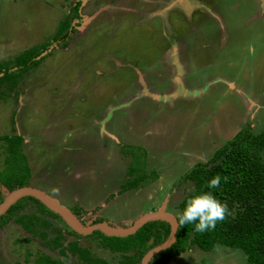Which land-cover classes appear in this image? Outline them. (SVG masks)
I'll return each mask as SVG.
<instances>
[{
  "label": "rangeland",
  "instance_id": "obj_1",
  "mask_svg": "<svg viewBox=\"0 0 264 264\" xmlns=\"http://www.w3.org/2000/svg\"><path fill=\"white\" fill-rule=\"evenodd\" d=\"M96 1L82 0L81 17L91 20L82 24L78 19L77 25L75 18L67 19L78 32L66 46L58 47L56 30L76 0H0L2 69L15 70L23 50L48 44L38 56H44L40 63L15 85L8 80L0 85V136L23 135L32 175L28 185L70 210L80 204L77 217L84 223L101 216L125 227L129 220L121 219L163 204L175 216L176 205L192 188L191 181L181 178L190 167L208 161L243 127L250 126L253 133L264 131V0H258L257 13L253 0H190L187 13L201 7L209 15L200 19L195 15L192 30L178 11L172 12V25L163 27L156 20L136 22L127 13L115 15L116 23L108 24L98 15L102 6ZM125 1L121 0L123 6L135 3ZM169 3L147 5L148 12L158 16L172 7ZM166 29L171 33L165 35ZM167 37L178 44L164 52ZM207 74L216 81L212 78L201 91ZM7 75L12 81L13 74ZM221 77L229 79L225 86ZM145 91L151 98L143 96ZM179 95L187 98L180 101ZM159 98L162 104L149 102ZM126 144L146 150L147 171H155L157 178L117 196L130 178V156L122 151ZM5 146L0 140V170L5 166ZM7 168L4 175L9 174ZM25 211H30L28 206ZM44 217L51 222L45 228L48 239L59 237L65 247L72 242L84 246L91 256L103 259L98 264H120L121 255L100 247L97 238L69 233L63 220ZM51 246L12 219L0 226L1 264H34L40 255L63 264H89ZM169 264L249 263L241 250L215 245L210 251L192 246Z\"/></svg>",
  "mask_w": 264,
  "mask_h": 264
},
{
  "label": "trees",
  "instance_id": "obj_2",
  "mask_svg": "<svg viewBox=\"0 0 264 264\" xmlns=\"http://www.w3.org/2000/svg\"><path fill=\"white\" fill-rule=\"evenodd\" d=\"M79 2L76 1L72 9L64 16L65 18L60 20L55 33L54 43L56 45L66 46L76 33V26L70 25L67 19H81ZM79 24L77 22V25ZM47 45V43L37 44L23 50L15 60V70L0 67V74H2L0 85L7 80L15 85L23 73L40 63L44 56H38L47 50ZM23 58L24 61L19 60ZM9 70L10 72H8ZM6 73L13 74L12 81L8 79L9 75L5 76ZM0 140L6 142L5 166L0 170L1 183L8 190L28 185L31 171L23 149L22 136L3 134L0 136ZM122 151L130 156L127 170V175L130 178L121 185L118 194L129 189L141 188L157 178L155 171H147V155L142 146L126 144L122 146ZM262 151H264V131L253 133L250 126L243 127L216 148L206 163L194 164L181 176L182 179L192 182V188L176 205L177 222L178 215L185 207L186 199L193 194V190L195 192L211 191L217 199L227 203L230 214L224 221L218 222L214 230L205 233L195 232L192 224L184 226L178 224L175 241L168 248L159 251L152 257L153 264H169L172 258L192 246L203 251H210L215 245L241 250L249 264H264V159ZM17 163H20L19 167L15 166ZM6 167H8L6 170L9 172L8 175L2 173ZM217 174L222 178L220 187L218 189L207 188V182ZM224 177H227L226 181L223 179ZM108 197L111 198L112 194ZM1 200L0 193V202ZM75 205V209L72 211L80 216L79 212L82 207L80 204ZM27 206L30 211L26 212ZM22 209L24 211H20ZM15 211L18 212L15 213ZM44 215L62 220L58 214L48 209L38 199L24 196L0 216V226L3 227L12 219L19 223L26 232L40 235L46 246L60 247L59 251L65 257H67V251H70L80 261L89 264L104 263L103 259L94 258L88 249L78 246L75 242L65 247L63 239L59 237L48 239L45 228L50 227L51 222ZM98 221L104 220L102 217L91 220L92 223ZM65 227L67 232L80 235L67 225ZM169 232L170 224L167 221L153 220L143 224L135 233L125 237L107 236L99 230L93 231L88 236L97 238L100 247L121 255L120 264H139L143 254L151 247L165 241ZM34 264H63V262L48 255H40Z\"/></svg>",
  "mask_w": 264,
  "mask_h": 264
},
{
  "label": "water",
  "instance_id": "obj_3",
  "mask_svg": "<svg viewBox=\"0 0 264 264\" xmlns=\"http://www.w3.org/2000/svg\"><path fill=\"white\" fill-rule=\"evenodd\" d=\"M91 17L83 19L84 22H88ZM81 26L79 27V29ZM81 30V29H80ZM0 190L3 193V199L0 202V216L3 215L8 208L13 205L17 200L24 196H32L43 203L48 209L58 214L60 218L67 224L69 228L79 234L88 235L95 230H99L107 236H120L125 237L127 235L135 233L143 224L153 220H164L170 224V232L165 241L151 247L141 257L139 264H148L152 257L159 251L168 248L175 241V233L178 227V222L173 214L165 211L163 208H159L155 211H149L140 217L136 218L132 223L123 227L115 224H111L107 221H98L95 223H84L77 217V215L70 210V208L61 204L56 198L50 196L42 189L33 187L31 185H25L21 187L8 190L0 181Z\"/></svg>",
  "mask_w": 264,
  "mask_h": 264
},
{
  "label": "crops",
  "instance_id": "obj_4",
  "mask_svg": "<svg viewBox=\"0 0 264 264\" xmlns=\"http://www.w3.org/2000/svg\"><path fill=\"white\" fill-rule=\"evenodd\" d=\"M89 0H87V2H88ZM94 1H96V0H94ZM125 1V0H124ZM135 1V3H134V5L132 6V5H130L129 3L127 4V5H125V6H123L124 4H122L121 3V0H115V4H114V6L113 7H111L110 6V3H112V1L110 2V0H98V1H96V3H104V4H102V5H100V6H102V8H100L98 11H99V13H98V15H100V17L101 18H104L103 19V21H105V22H108V24H115L116 22H113L112 21V18L115 16V15H118L119 13H121V14H125V13H127L128 15H132V17H134V18H138L137 20V22H141V21H139L141 18H144L146 15H152L148 20L149 21H153V20H156V21H158L159 23H160V26L161 27H163V26H168V25H170L171 24V21H172V18H171V15H172V13H168V14H166L169 10H162V13H159V14H163V17L164 18H161V20L159 19V16L157 17V15H155V13H153L152 11H150V12H148V7L149 6H147V5H150V6H154V3H157V2H159V1H161V0H153V2H152V0H134ZM254 1V3H253V10H255L256 11V13L260 10V6H258L259 5V2H258V0H253ZM86 2V3H87ZM90 2H92V0H90ZM89 2V3H90ZM120 2V5H119V7L121 8V9H125V8H127V12H124L123 10H121V9H118V7L117 8H115L116 6H118V3ZM126 3H127V1H125ZM130 2V1H129ZM170 5H172V7H175L176 9H178L177 11L178 12H181L183 15H185V17H187L188 19H189V23H190V27H191V30L192 29H194L195 28V26H196V23H194V18H191V12L190 13H187L188 11H187V9L189 10V7H190V1H188V0H173V1H171L170 0V3H169ZM171 7V8H172ZM181 7V8H180ZM129 8V9H128ZM107 10H108V12H107ZM97 11V12H98ZM100 12H102V13H100ZM166 12V13H165ZM106 13H107V15H106ZM257 15H259V14H257ZM261 16V15H260ZM88 17H90V16H88ZM92 18V17H91ZM91 18H90V20H91ZM106 18V19H105ZM167 18L170 20V22L168 23L167 22ZM83 19H86V17L84 18L83 17ZM109 19V20H108ZM143 21H145V20H143ZM218 22H219V24H220V26L222 27V25H221V23H220V20L218 19ZM223 23H224V21H223ZM98 25H101V21H100V19L98 20V23H97ZM225 25V24H224ZM172 39L173 38H170V37H167V42L169 43V45L167 44V45H165V48H164V52H166V50H167V48L169 47H172L174 44H178L177 42H175L174 43V40H173V42H172ZM221 42H224V41H222L221 40ZM187 45V44H186ZM186 45H185V47H186ZM173 48V47H172ZM171 48V49H172ZM184 50H185V48H184ZM184 50H183V52H184ZM172 51H174V49H172V50H170V54H172L173 52ZM182 52V53H183ZM169 54V53H168ZM173 55V54H172ZM184 55V54H183ZM186 60V59H185ZM187 61V60H186ZM187 63L190 65V63L187 61ZM163 65H165L164 64V62L162 61V66ZM190 70H191V66H190V68H188V71L187 72H184L185 74H186V76H187V74L190 72ZM151 71V70H150ZM154 77L153 76H151V79H153ZM192 78V77H191ZM194 78H197L196 76H194ZM214 79V81H216V77H212L210 74H207L202 80H203V82H202V84H200V87L198 88V89H200L201 91L203 90V85L207 82H210V80L211 79ZM200 79V78H199ZM221 79L223 80L224 79V77H221ZM225 81L223 82V83H221V86H225L227 83H226V80L228 81L229 79L228 78H226V79H224ZM226 83V84H225ZM229 84V83H228ZM151 88V87H150ZM181 89H183V88H180V90ZM145 92H147V91H145ZM147 93H149V92H147ZM179 94H181V93H179ZM187 94H188V92H187ZM145 95H147V94H144L143 96H145ZM189 95V94H188ZM148 97L149 98H151V95L149 96L148 95ZM178 98L180 99V101L181 100H185L187 97L185 96V95H179L178 96ZM134 99V97L131 99V100H133ZM145 100H147V99H143L142 101H145ZM148 101V100H147ZM149 102H152L154 105L155 104H157V103H160V104H162L164 101H163V99H161V98H159V101L158 102H156L155 100H150ZM124 104H126V103H129V102H123ZM141 102H139V103H137V104H140ZM129 105V104H128ZM121 108H126L127 106H123V104H122V106H120ZM131 110H133V109H131ZM147 110H149L150 111V108H147ZM228 139H230V138H228ZM227 140V139H226ZM225 140V141H226ZM200 162V161H199ZM191 168V167H190ZM31 177H32V175H31ZM30 177V178H31ZM149 184V183H148ZM145 185H147V184H145ZM40 189V188H39ZM133 189H142V187L141 188H133ZM130 190V189H129ZM44 191V190H43ZM126 191H128V190H126ZM126 191H124L123 193H119L117 196H119V195H121V194H124ZM51 196V195H50ZM113 197V196H112ZM61 204H63V203H61ZM63 205H65V204H63ZM160 205H162V204H160ZM66 206V205H65ZM163 207H160L159 205H157V206H154V208L153 209H150V210H147L146 212H149V211H155V210H158L159 208H163L165 211H167L168 212V210H167V208L165 207V204H163L162 205ZM67 207V206H66ZM146 212H144V213H137L136 215L135 214H133V215H130L129 216V218L128 217H126V218H123V219H121V221L122 220H129V224L131 223V222H133L136 218H138V217H140L141 215H143V214H145ZM170 212V211H169ZM98 216H100V215H98ZM101 217V216H100ZM95 218H97V217H95ZM94 218V219H95ZM134 218V220L132 221L131 219H133ZM93 220V219H92ZM131 220V221H130ZM125 223H128V222H125ZM181 255V254H180ZM179 256V255H178ZM177 257V256H176ZM176 257H174V258H172V259H175ZM171 259V260H172ZM170 260V261H171ZM170 263V262H169Z\"/></svg>",
  "mask_w": 264,
  "mask_h": 264
},
{
  "label": "clouds",
  "instance_id": "obj_5",
  "mask_svg": "<svg viewBox=\"0 0 264 264\" xmlns=\"http://www.w3.org/2000/svg\"><path fill=\"white\" fill-rule=\"evenodd\" d=\"M221 179L219 174L210 178L207 188L218 189ZM223 179L226 181L227 177ZM229 214L227 203L217 199L211 191L195 192L193 190V194L186 199L185 207L178 215V224L180 226L192 224L195 232L205 233L214 230L217 223L224 221Z\"/></svg>",
  "mask_w": 264,
  "mask_h": 264
},
{
  "label": "flooded vegetation",
  "instance_id": "obj_6",
  "mask_svg": "<svg viewBox=\"0 0 264 264\" xmlns=\"http://www.w3.org/2000/svg\"><path fill=\"white\" fill-rule=\"evenodd\" d=\"M76 1H80L79 3H80V6H81V4H82V0H76ZM112 1V3H110V6L111 7H113L114 6V2H115V0H110V2ZM188 1H190V0H188ZM89 2H90V0L86 3V4H89ZM152 2H153V0H152ZM102 4H104V3H99L98 5L100 6V5H102ZM118 7V9H121L119 6H116L115 8H117ZM181 8V7H180ZM129 9V8H128ZM121 10H123L124 12H127L128 10H127V8H125V9H121ZM178 9H176L175 7H172V8H170L169 9V13H172V12H175V11H177ZM107 12H108V10H107ZM190 12H191V18H195V15H197V16H199L198 17V19H200L202 16L203 17H208L209 15H208V12L206 13V12H204V10L200 7V8H195V9H192V11L190 10ZM79 13H80V8H79ZM164 14V13H163ZM163 14L161 15V14H159L158 16H159V19L161 20V18H164L163 17ZM80 15H81V13H80ZM208 15V16H207ZM100 16V15H99ZM152 15L150 14V15H146L144 18H141L139 21H143V20H148L150 17H151ZM157 16V17H158ZM185 16V15H184ZM212 17V16H211ZM213 18V17H212ZM83 19V17H81V20ZM138 19V18H137ZM136 19V22L138 21ZM186 19L187 20H189L187 17H186ZM83 21V20H82ZM75 22H77V19H75L74 20V23ZM216 22L218 23V20H216ZM219 24V23H218ZM171 25H172V21H171ZM78 31H76V33H77ZM168 33H171V32H169L167 29L165 30V35H168ZM55 46H58V45H56V43H55ZM59 47V46H58ZM61 47V46H60ZM146 94L147 95H145V96H148V93L146 92ZM16 122L14 121L13 122V124H15ZM15 128H17L16 126H15ZM14 128V130L13 131H15L16 129ZM13 134H17V135H20V136H22V138H23V140H22V143H24V141H25V139H24V137H23V135L21 134V133H19V132H14V133H12L11 135H13ZM35 204V203H34ZM63 232H64V230H62Z\"/></svg>",
  "mask_w": 264,
  "mask_h": 264
}]
</instances>
